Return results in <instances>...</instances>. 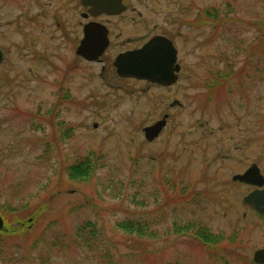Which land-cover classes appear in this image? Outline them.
I'll return each instance as SVG.
<instances>
[{
	"label": "rangeland",
	"instance_id": "rangeland-1",
	"mask_svg": "<svg viewBox=\"0 0 264 264\" xmlns=\"http://www.w3.org/2000/svg\"><path fill=\"white\" fill-rule=\"evenodd\" d=\"M100 62L76 55L80 0H0V264H254L264 217L232 181L255 163L264 176V0H128ZM219 13L207 17L206 12ZM155 34L173 40L179 79L161 87L118 77L112 61ZM219 74V83L212 84ZM210 85V86H209ZM168 114L153 141L143 128ZM69 134V135H68ZM91 152L94 173L66 168ZM147 222L155 236L116 225ZM92 221L93 251L75 230ZM222 236L214 250L174 225ZM5 229V226H4ZM103 257V258H102Z\"/></svg>",
	"mask_w": 264,
	"mask_h": 264
},
{
	"label": "water",
	"instance_id": "water-1",
	"mask_svg": "<svg viewBox=\"0 0 264 264\" xmlns=\"http://www.w3.org/2000/svg\"><path fill=\"white\" fill-rule=\"evenodd\" d=\"M92 16L100 14H119L124 9L123 0H82ZM87 15V14H86ZM109 44L107 29L98 22H89L84 26V36L76 49V54L88 61H95L103 54ZM3 53L0 50V63ZM177 50L170 39L156 35L140 48L118 54L113 62L116 73L122 78L147 80L164 86L172 85L177 79L179 65ZM168 115L143 128L144 137L148 141L155 139L166 125ZM233 181L245 183L255 188L243 198V203L259 215L264 216V176L259 167L253 163L242 174L232 177ZM4 229V220L0 215V230ZM255 263L264 264V248L254 252Z\"/></svg>",
	"mask_w": 264,
	"mask_h": 264
},
{
	"label": "trees",
	"instance_id": "trees-1",
	"mask_svg": "<svg viewBox=\"0 0 264 264\" xmlns=\"http://www.w3.org/2000/svg\"><path fill=\"white\" fill-rule=\"evenodd\" d=\"M216 14L218 15L216 9L213 11V14H210L209 12L205 13L207 17H215ZM216 75L217 76L215 77L212 84L221 85V83H219L218 81L219 74L216 73ZM100 158L101 156L99 154L91 152L89 155L78 160L75 164L68 166L66 168V172L69 178L74 181L88 179L94 173L96 161ZM1 209H5L8 212H15L19 208L12 207L9 204H6L4 206H0V210ZM116 226L129 234L135 233L138 236L142 237L155 236V232L151 230L150 225L147 222L145 223L139 220H124L118 222ZM24 228L29 229L28 223H18L13 229L9 228L6 224L5 229L0 230V234L21 232L25 230ZM174 229L177 234L190 235L193 239H195V241H199L202 246L211 250H214V248L217 247L219 241L222 240L221 235L212 234L205 226L200 223L196 224L194 221H189L183 225L175 224ZM73 242L76 247L86 248L89 251L97 249V247L99 246V234L95 223L92 221H85L81 223L75 230V239ZM219 253L220 258H216L219 263L229 264L227 261L223 260V254L220 250L215 254L217 255Z\"/></svg>",
	"mask_w": 264,
	"mask_h": 264
},
{
	"label": "flooded vegetation",
	"instance_id": "flooded-vegetation-1",
	"mask_svg": "<svg viewBox=\"0 0 264 264\" xmlns=\"http://www.w3.org/2000/svg\"><path fill=\"white\" fill-rule=\"evenodd\" d=\"M80 4H81V0H80ZM123 4L126 6V9H125V11L128 9V0H124L123 1ZM82 6V5H81ZM82 12H81V16L84 18V19H89V18H91V16L90 15H86L87 14V12H88V8H86V7H83L82 6ZM124 11V12H125ZM119 15V14H118ZM118 15H105V14H102V15H99V16H107V17H117ZM99 16H97V17H95L94 18V20H88L87 22H85L83 25H82V37H81V39L83 38V36H84V26L87 24V23H89V22H91V21H96V22H99V21H97V19H99L98 17ZM99 23H101V22H99ZM101 24H103V23H101ZM105 27H106V29H107V37H108V39H109V44H110V32H109V28L105 25V24H103ZM155 35H158V34H155ZM155 35H153V36H155ZM153 36H151V37H153ZM150 37V38H151ZM150 38H148V39H150ZM81 39L79 40V43H80V41H81ZM147 39V40H148ZM146 40V41H147ZM146 41H144L142 44H144ZM78 43V44H79ZM141 44V45H142ZM140 45V46H141ZM140 46H138V47H140ZM109 47V46H108ZM138 47H135V48H131V49H126V50H124V51H127V50H133V49H136V48H138ZM107 50V49H106ZM124 51H121V52H124ZM121 52H119V53H121ZM118 53V54H119ZM117 54V55H118ZM83 59V58H82ZM101 61V60H100ZM113 62V61H112ZM179 66H180V64H179ZM180 68H181V66H180ZM180 75H181V70H179V72L177 73V79H176V81L179 79V77H180ZM150 84H154V85H158V86H161V87H165V86H162V85H159V84H155V83H150ZM254 264H256V263H254Z\"/></svg>",
	"mask_w": 264,
	"mask_h": 264
}]
</instances>
